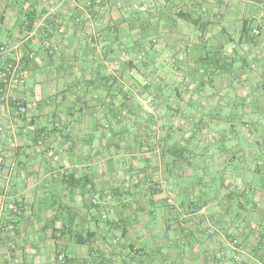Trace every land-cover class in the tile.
Segmentation results:
<instances>
[{"label":"crops","instance_id":"crops-1","mask_svg":"<svg viewBox=\"0 0 264 264\" xmlns=\"http://www.w3.org/2000/svg\"><path fill=\"white\" fill-rule=\"evenodd\" d=\"M84 1L0 0V44L25 39L5 57L23 63L27 104L0 110V264H264V0H101L93 19ZM142 24L164 47L123 54ZM168 47L188 77L206 68L190 91ZM108 55L131 61L120 86ZM144 62L163 70L141 95L151 112L130 89Z\"/></svg>","mask_w":264,"mask_h":264},{"label":"trees","instance_id":"trees-1","mask_svg":"<svg viewBox=\"0 0 264 264\" xmlns=\"http://www.w3.org/2000/svg\"><path fill=\"white\" fill-rule=\"evenodd\" d=\"M89 2V3H88ZM101 0H85L84 3L82 4V6L85 7L86 11L90 14V18L93 19V13L98 12V7L101 4L100 3ZM173 16L175 18H179L181 20H186L187 22L191 23V24H196L198 23V19L192 18L193 16L188 13V12H183V11H178L175 14H173ZM49 19V18H48ZM46 19L45 22L48 20ZM30 30L31 27H29ZM146 27L145 25L142 24V26H140V33H138L140 36H143V40L141 41V43L139 44H135V42L137 41V39H135L134 41H132L133 43L129 46H123V54L125 53H131L135 50V52H137L139 54L140 57H143L145 59V54H147V52L151 51V50H159L160 48L164 47V43L158 39V38H154V34H156V32L154 31V33L152 34H148V31L145 30ZM254 30V29H253ZM252 30V34L253 35H259L260 32H258L257 34L253 33ZM258 30V29H257ZM259 31V30H258ZM89 37V44L91 45L92 48L97 47L99 45V43H97L96 41H92L91 37L92 35L89 34L87 35ZM147 38V39H146ZM154 38V39H153ZM166 47V46H165ZM182 48V47H181ZM170 52L169 57L165 58V67L168 73H171L173 75V80H174V84L182 87H185V89H187L188 91H190V89H192L190 87V84L192 81H194V84L197 85L198 84V71L203 73L206 68L204 66L199 67L198 70V66L195 68V77H188L186 70L189 67V62L185 61V59H182L180 57V53H181V49L177 48V49H173L171 48V50L169 49V47L167 48ZM108 63H112L114 64V70H116L118 73L119 71H121V73H125L127 70L132 69V65H131V61H127V60H119L117 58V56H106L104 59V70L106 72L105 74V81H106V85L112 87L114 85H119L120 83H118V77L113 74V73H108L107 69ZM141 71L143 72L142 74V79L141 81L137 82V81H133L130 83V89L131 92L133 93L134 89L138 90V94L141 96L143 92H149L150 94L154 95H159L160 90L162 88V85L164 84V80H162V76H161V72L163 70H157L155 69L153 66H151L150 64H148L147 62H144L142 64V69ZM160 71V72H159ZM132 78V77H131ZM145 79L146 83L144 85H141L142 81ZM150 99V98H149ZM170 99V98H168ZM163 100V99H162ZM107 101H109V99H107ZM152 98L150 99L151 102V106H152ZM168 100H166L167 102ZM172 102V101H170ZM146 111V110H145ZM93 204V203H92ZM85 241V239L83 238H79L78 242L83 243Z\"/></svg>","mask_w":264,"mask_h":264},{"label":"built area","instance_id":"built-area-1","mask_svg":"<svg viewBox=\"0 0 264 264\" xmlns=\"http://www.w3.org/2000/svg\"><path fill=\"white\" fill-rule=\"evenodd\" d=\"M65 1L66 0H58L56 7L62 5ZM53 11L54 9H51L41 16L35 22L30 33L34 34L37 32L44 25L45 20L51 17ZM85 17L90 19V14L87 11L85 12ZM258 32L259 31L257 29L253 30V33L255 34ZM24 41V38H15L10 42V44H0V110H7L10 107H14L17 115H25L27 113V104L20 95V91L25 87L26 71L20 59H9L5 57V54L10 50L17 51L23 45ZM44 43V47L46 49L54 50L56 48L55 45L50 44L47 41H44ZM145 83L146 81L144 79L141 85H144ZM133 95L135 100L140 102L147 112L152 111L150 99L142 98L138 94L137 89L133 90ZM2 130L3 127L0 126V131ZM97 200L98 198L96 195H93L90 198V202L93 204H96ZM104 217L105 214L102 213V218ZM226 247L231 250L230 256L233 261L237 262L241 260L239 241L236 236H232L228 239ZM64 259L65 256L62 253H59L56 256L58 263H63Z\"/></svg>","mask_w":264,"mask_h":264},{"label":"rangeland","instance_id":"rangeland-1","mask_svg":"<svg viewBox=\"0 0 264 264\" xmlns=\"http://www.w3.org/2000/svg\"><path fill=\"white\" fill-rule=\"evenodd\" d=\"M107 66H108V69H107V72H108V73H115L116 70H114V69H115V68H114V64H112V63H108ZM110 66H111V67H110ZM226 143H229V142H228V141L223 142V143H222V146H224L225 148H228V146H227ZM240 145H241L242 150L246 147L245 144H240ZM195 149H196V148H195ZM228 149H229V148H228ZM227 152H230V151L228 150ZM191 159H192L193 162H195L196 160H198V159H195V158H193V157H192Z\"/></svg>","mask_w":264,"mask_h":264}]
</instances>
